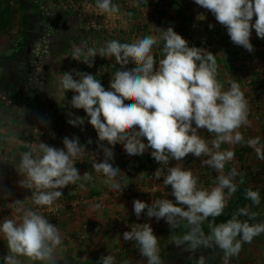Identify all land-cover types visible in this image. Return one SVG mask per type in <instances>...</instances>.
Instances as JSON below:
<instances>
[{
    "label": "clouds",
    "instance_id": "9594fccd",
    "mask_svg": "<svg viewBox=\"0 0 264 264\" xmlns=\"http://www.w3.org/2000/svg\"><path fill=\"white\" fill-rule=\"evenodd\" d=\"M194 3L210 11L216 21L226 27L231 42L249 53L254 51L250 41L253 29L258 38L264 39V0H194ZM96 6L102 13L119 12V7L112 0H96ZM209 27L213 26L210 24ZM160 31L164 55L158 66L152 55V48L158 43L156 37L145 36L133 43L110 40L99 49L88 48L83 60L80 59L83 54L80 47L74 48L71 57L89 68L94 66L97 55L114 57L121 69L112 76L110 90H106L95 76L85 72H76L79 79H75L72 72H64L60 81L65 92L71 90L76 93L70 104L75 109L84 110L98 141H106L112 146L98 145L105 159L92 167L106 177L104 183L113 191H121L117 179L120 169L109 163L114 157L112 148L116 144H122L123 151L129 156L143 155L146 149H150L152 158L160 165H169L171 160L182 161L189 154L195 158L206 156L208 158L202 164L220 173L235 156L232 150L221 151V145L245 142L239 129L249 123L248 101L240 85L229 81L230 87L224 90L217 79L215 55L206 49L190 47L188 41L172 27ZM129 63L135 67L127 69ZM126 100L132 103L126 104ZM67 122L77 126L84 123V118L76 117ZM200 129L213 134L214 138L206 140L199 134ZM246 143L255 149L258 159L264 160V145L260 144L259 137L248 139ZM63 145L64 148L60 149L40 143L39 154L34 155L37 149L33 148L20 156L17 172L24 179L19 184L35 189L31 199L36 206L51 207L64 195L62 189L91 179L90 173L81 175L75 167L83 152L78 137H64ZM163 172L160 167L154 175L159 179ZM237 175L236 169L228 175H218L217 185L207 190L198 187L197 177L191 170L176 164L168 167L167 175L163 176V184L171 186L175 203L161 199L148 205L135 200L134 213L139 218L147 210L149 218L154 217L157 221L163 218L172 229L177 226L178 218L186 220L192 226L190 231L182 238H174L176 246L186 245V251L195 253L201 246H215L226 257L238 255L242 243H250L254 237L264 233V223L250 224L248 220L237 217L248 216L251 220L257 213L250 212L247 207L240 208L226 223H209L208 235L201 228L205 220L223 213L227 199L236 192L233 179ZM79 187L84 189L85 184L80 183ZM225 189L228 190L227 196ZM246 199L259 205L260 193L249 189ZM15 210L22 213L19 220L5 218L0 222V236L7 241L9 250V254L2 257L4 264H21L17 257H26L41 264H56L54 253L62 243L56 225L37 211L22 207ZM123 240L135 242L147 264H164L159 238L154 235L150 224H135L130 231L123 233ZM97 264H115V258L109 254L101 257ZM123 264H131V261L125 260ZM197 264H205L203 255L197 259Z\"/></svg>",
    "mask_w": 264,
    "mask_h": 264
},
{
    "label": "crops",
    "instance_id": "0c3cea01",
    "mask_svg": "<svg viewBox=\"0 0 264 264\" xmlns=\"http://www.w3.org/2000/svg\"><path fill=\"white\" fill-rule=\"evenodd\" d=\"M55 1L51 0L53 4ZM159 1L162 2L161 5ZM112 3L119 7L118 13H102L96 6V0H61V5L64 6L61 9L62 25L51 31L52 35L46 47L45 78L47 83L43 88L42 96L46 102L44 112L40 103H36L35 108L30 111L23 110L18 102L12 100L9 93L3 94L2 101H0V222L5 218L19 220L22 213L16 212L17 207L25 210L31 209L42 214L50 223L56 225L62 237V243L54 253L56 264H97L101 257L109 254L114 256L115 264H123L125 260H130L131 264H147V259L140 254L135 242L130 245L128 253L123 255L115 253L117 241L111 240L106 233V228L119 217L132 218L134 225L150 224L154 235L159 238L160 256L164 264H183L185 260L182 262L179 255L172 254L181 247L175 245L172 227L166 220L162 218L157 221L154 217L149 218L145 214L147 210L139 218L136 217L133 201L140 200L146 203V196L142 192L127 196L119 191L111 190L104 183L106 179L104 175L97 178L92 177L94 171L92 165L105 159L98 145L103 143L106 147L112 146L107 145L106 141H98L95 129L88 123L90 118L83 109H75L71 106V98L76 93L71 90L65 92L60 86L61 78L64 72H72L73 77L79 79L76 72H85L95 76L106 90H110V80L115 71L121 69V65L116 63L114 57L103 58L97 55L94 58V66L89 68L84 62L71 58L74 48L83 49L80 57L83 60L88 48L99 49L106 46L110 40L133 43L145 36H154L158 43L153 46L152 55L157 60L163 58L164 55V41L160 39V29L167 30L169 27L182 35L190 47L196 46L211 52L215 55L218 66L217 79L223 85L224 90L230 87L229 81H235L240 85L248 101L249 123L239 129L245 142L221 145V151L232 150L235 156L232 161L225 164L220 173L215 169L209 170L202 164L201 160L207 159L206 156L195 158L189 154L184 160L177 162L190 166L194 176L197 177L198 187L207 190L216 186L210 184L213 178L217 179V176L221 174L228 175L232 169H236L239 173L233 179V183L238 181L236 192L227 199L226 205L238 196L242 189L240 187H243L241 181L245 182L253 177L251 183L259 185L258 189H262L263 195L260 196L259 205L250 201L246 205L250 212L257 213L256 218L250 220L248 216H245L244 220H248L250 224L264 223V160L258 159L255 149L246 143L248 139L259 137L260 144L264 145V110L257 108L254 104V87L257 84L252 85L253 89L249 88L240 78L244 76L241 72L246 74L244 68H250V66L256 73L264 74V39L258 38L253 29L250 41L254 46V51L249 53L242 46L233 44L226 27L219 24L210 11L195 4L194 0H148L143 6H138L137 0H112ZM254 21L255 17H253V23ZM210 24L213 27L210 28ZM212 42H217L215 47L212 46L214 44ZM133 67L135 65L132 63L126 66L127 69ZM258 80L260 81L258 88L264 95V81ZM4 99L7 101L5 102ZM125 103H132V101L126 100ZM76 117L84 118V123L72 126L67 122ZM198 131L206 140L214 138L213 134L204 129ZM64 137H78L80 145L83 146V152L77 158L75 167L81 175L85 172L90 173L91 179L78 181L62 189L64 193L62 200L70 202L80 195L86 199V203L76 213L69 215V208H67L55 216L47 206L40 207L32 203L31 197L35 189L20 186L19 181L24 177L18 174L17 169L22 153L35 148L37 152L34 155L39 154L40 143L63 149ZM122 147V144H116L112 148L114 157L109 163L120 169L117 179L121 190L131 185L141 190L148 183L146 170L152 158L151 150L146 149L143 155L129 156L122 154ZM5 155L13 159L14 170L10 175L3 173L6 165ZM202 170L209 172L208 177H204L205 172ZM80 183L85 184L84 189L79 187ZM227 191L225 189L226 196ZM113 192L114 194L120 193L115 200H111ZM161 199H170L175 203L171 189L156 198V200ZM15 201L21 203L14 204ZM178 221L181 220L178 218ZM86 223H94L99 226V229L90 238L80 241L79 234ZM8 254L7 241L0 236V264H4L2 257ZM17 259L21 261V264H41L39 261H29L26 257H17ZM218 261L221 264H264V233L254 237L250 243H242V249L238 255L226 257L225 254H221Z\"/></svg>",
    "mask_w": 264,
    "mask_h": 264
},
{
    "label": "rangeland",
    "instance_id": "374dc122",
    "mask_svg": "<svg viewBox=\"0 0 264 264\" xmlns=\"http://www.w3.org/2000/svg\"><path fill=\"white\" fill-rule=\"evenodd\" d=\"M19 1L23 5L25 14L22 18L23 24L20 23V18H17L14 35L19 30H23L25 36L21 40H18V38L14 39L13 36V43L4 46L3 48L6 47L5 49H1L0 101H2L3 94L7 92L12 96V100L19 103L23 110L30 111L35 108L36 103H40L44 112L46 102L42 96L43 88L45 87V83H47L45 78L46 47L52 35L51 31L62 25L61 9L64 6L61 5V0H56L54 2L55 5L51 0ZM16 44L18 48L15 47ZM251 87L252 85L249 86V88ZM4 101L6 102L7 100L4 99ZM210 184L211 186L217 185L213 183V179ZM174 253L179 255V259L182 262L185 260L183 264H197L199 254L205 257V264H221L218 261L221 252L215 246L195 253L186 251L181 247L173 251L172 254Z\"/></svg>",
    "mask_w": 264,
    "mask_h": 264
},
{
    "label": "built area",
    "instance_id": "2783aa9c",
    "mask_svg": "<svg viewBox=\"0 0 264 264\" xmlns=\"http://www.w3.org/2000/svg\"><path fill=\"white\" fill-rule=\"evenodd\" d=\"M147 1L148 0H137V5L143 6V5H145V3ZM158 3H159V5L162 4L161 1H159ZM209 43H210V41L207 42V45ZM212 43H214V42H212ZM216 43H214L213 45L211 44V45L215 47ZM160 59H162V58H159L156 60L157 66H158ZM250 68H251V66H250ZM250 68L245 67L244 70H246L245 71L246 74L241 72V75L243 74L244 76H241L240 78L242 79L243 83L246 84L248 87L250 85L254 86L255 84H257L254 87L255 88L254 97H253L254 102H255L254 104L257 108H262L264 110V95L261 94V89L258 88V85H259L258 82L260 83V81L258 79L264 81V76H263L264 74H262V75L258 74L259 73L258 71H257L258 73H256V71L254 69H252V68L250 69ZM121 152L124 155L126 154L123 151V147H122ZM4 160H5L6 165L3 168V173L6 175H8V174L10 175V173L14 170L13 159H11L5 155ZM203 160H201V161H203ZM176 164L181 165V163L179 164L175 160H171L169 162V165H160L159 163H157L154 160V158H151L148 165H147V170H146V177L148 180L147 185H145V187L141 190H138L134 186L131 185V186H127V187L123 188L121 190L122 192L121 191H119V192H121L122 194L127 195V196L131 195L133 193L142 192L143 195L146 196V204L151 205L152 202L156 201V198L158 196L166 194L167 191L171 189V186H165L163 184V176L167 175V168L168 167L175 166ZM160 167H162L164 169V172L161 175V177L158 179L156 177V175H154V172L156 171V169H158ZM182 167L186 170H191L190 166L182 165ZM205 167L208 169L212 168V167L207 166V165H205ZM206 174H209V172L206 171L204 174V177L205 176L207 177ZM102 175H103L102 173H98L94 170L92 177L97 178V177H100ZM213 183L217 184L218 180H216V178H213ZM234 184H238V181L236 180V182H234ZM206 185H207V183H206ZM258 187H259V185L257 186L256 184H252V183L248 184V190L251 189L253 191H258ZM119 194L120 193H118V194H114V192L111 193V197H112L111 200H115L116 196ZM85 203H86V199L83 196L77 195L70 202L64 201L61 198H59L58 200H56L53 203V205L51 207L47 206V208L55 216H58L63 209L69 208V215H71L73 213L78 212L80 207L82 205H84ZM145 214H146V212H145ZM133 226H135V225H134V220L132 218L124 219L121 216L118 219H116V221L112 225H110L106 228V233H107L108 237L111 240L117 241L115 253H117L118 255H123V254L128 253L130 251V245L133 242L123 240V233L126 231H130L131 227H133ZM98 229H99L98 225H96L94 223H86L83 226V229L79 234L80 241H84V240L90 238L92 236V234H94L98 231ZM246 264H252V263H246Z\"/></svg>",
    "mask_w": 264,
    "mask_h": 264
},
{
    "label": "trees",
    "instance_id": "16d2710c",
    "mask_svg": "<svg viewBox=\"0 0 264 264\" xmlns=\"http://www.w3.org/2000/svg\"><path fill=\"white\" fill-rule=\"evenodd\" d=\"M9 3H11V8L6 12V19H7V27L4 32H0V47L2 45H8L12 44V36H14V30H15V24L17 18H20V23L23 24V17H24V8L23 5L20 3L19 0H5ZM253 178V177H252ZM250 177V179L241 181L243 182V187L241 191H239V194L234 199L230 200L226 207L223 210V213L215 218H208V220H205L201 224V228L204 231L205 235H208L210 232V229L208 227L209 223H214L215 225H218L220 223H226L229 219L232 218L234 214H237L238 210L240 208L246 207L247 203L251 200L246 199V192L248 191V184L253 182V179ZM261 187V186H260ZM258 192L260 193V196L263 195L262 189H258ZM245 216H238L237 218L240 220H244ZM192 226H190L187 221L181 220L178 221V224L175 228L172 229V232L174 234V237H183V235L187 234ZM180 247L186 248V245H181ZM203 249H206L205 247L201 246L196 252H199ZM220 255L225 254L222 250L219 249Z\"/></svg>",
    "mask_w": 264,
    "mask_h": 264
},
{
    "label": "water",
    "instance_id": "95a60500",
    "mask_svg": "<svg viewBox=\"0 0 264 264\" xmlns=\"http://www.w3.org/2000/svg\"><path fill=\"white\" fill-rule=\"evenodd\" d=\"M11 8V3L0 0V32H4L7 27L6 12Z\"/></svg>",
    "mask_w": 264,
    "mask_h": 264
},
{
    "label": "flooded vegetation",
    "instance_id": "af4514ba",
    "mask_svg": "<svg viewBox=\"0 0 264 264\" xmlns=\"http://www.w3.org/2000/svg\"><path fill=\"white\" fill-rule=\"evenodd\" d=\"M25 35H24V32H23V30H19V32H17V34H15L14 35V39L15 38H18V40H21L23 37H24ZM14 44H15V42H14ZM9 45V44H8ZM4 46H7L6 44L5 45H2L1 47H0V52L2 51L1 49L4 47ZM15 47H17V44L15 45ZM6 48V47H5ZM5 48H3V49H5ZM18 48V47H17ZM16 51V50H15Z\"/></svg>",
    "mask_w": 264,
    "mask_h": 264
}]
</instances>
